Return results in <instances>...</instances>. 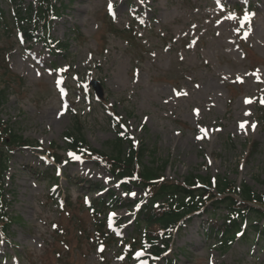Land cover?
<instances>
[{"label":"rangeland","instance_id":"374dc122","mask_svg":"<svg viewBox=\"0 0 264 264\" xmlns=\"http://www.w3.org/2000/svg\"><path fill=\"white\" fill-rule=\"evenodd\" d=\"M21 1L23 8L37 5ZM57 1L62 13L50 34L68 41L67 52L0 32L2 63L20 78L0 107L2 121L45 150L64 145L77 111L84 138L95 149L108 150L123 130L166 162V179L225 177L264 194V0ZM18 2L0 0V13L11 21ZM235 5L252 9L244 35ZM106 13L116 27L127 28L133 19L142 24L128 32L133 43L102 38ZM77 30L83 40L70 39ZM99 40L106 51L97 49ZM91 79L102 85L103 98L93 93ZM79 85L84 91L90 85L92 96L85 97ZM110 112L118 115V127ZM46 155L29 146L10 153L4 188L14 222L0 235V264H136L128 259L126 244L106 243L100 253L95 243L82 237L79 242L78 236L83 228L92 234L100 221H114L128 244L144 190L131 185L125 190L95 159L65 163L56 174ZM89 182L102 191H91ZM109 189L126 204L101 208L96 218L88 203L97 196L107 199ZM67 197L71 205L62 209ZM227 213L224 206L211 211L219 223ZM207 218V213L192 215L171 233L164 258L141 264H165L163 259L166 264H264L263 234L252 231L221 251L203 231ZM252 224L264 231V217ZM148 251L149 246L144 255Z\"/></svg>","mask_w":264,"mask_h":264},{"label":"trees","instance_id":"16d2710c","mask_svg":"<svg viewBox=\"0 0 264 264\" xmlns=\"http://www.w3.org/2000/svg\"><path fill=\"white\" fill-rule=\"evenodd\" d=\"M36 2V6L30 4L23 8L22 1L19 0L15 10L11 12V21L4 13H1L0 32L7 37L17 34L24 42L39 40L51 50L60 49L62 52H67L69 50L68 41H56L50 34L52 22L61 15L62 7L57 4V0H36ZM108 18L105 14L101 20L102 38L106 40L107 36H119L133 43V40L129 39L128 30L118 29ZM70 38L83 40L84 36L77 30ZM105 48L104 43L99 40L97 49L102 51ZM4 52L5 50L0 49V68L2 69L0 107L7 100L12 85L20 84L17 74L11 71L7 64L2 63L5 61ZM80 89L84 91L81 87ZM90 95L87 89L84 96L90 97ZM111 113L114 116L113 120L118 118V115ZM72 114L71 127L65 133L64 145L61 147L52 145L47 150L41 148L40 142L23 137L7 122L0 119L1 232H7L13 223V218L8 211L4 188L10 153L20 147L29 146L46 151L58 167H62L73 159H95L107 168L112 177L118 180L125 190L131 187L144 190L145 198L134 217L131 240L128 244L127 241L123 242L128 246L125 249L128 257L135 248L145 247L147 243L153 255H160L169 247L168 238L171 233L190 220L192 215L200 212L208 214V218L202 222L206 237L212 239L221 251H227L237 240L248 239L252 231H258L259 234L264 235V231L260 230L258 225L252 224L255 219L264 217L263 193L255 192L245 183L238 188L234 182L225 177L216 180L215 183L209 176L203 177L197 174H189L182 181L166 179L163 175L166 162L159 161L154 149L148 151V147L142 142L137 146L132 144L127 134L117 136L110 141L108 150L95 149L84 138V124L80 114L77 111ZM253 144L256 145L257 142L254 141ZM148 153H150V159H145ZM89 183L91 191L102 190L98 183ZM105 196L108 198L98 196L91 199L88 204L96 218L101 208L112 209L126 204L122 197L116 196L111 190H108ZM69 205L71 203L67 197L61 207L62 209L67 208ZM222 206L228 209V213L219 223L211 211ZM81 237L87 241L91 240L98 246H105L106 243L111 244L115 241L112 231L103 221L95 225L92 234L84 228L81 229L78 236L79 242L82 240ZM164 238L165 241H163Z\"/></svg>","mask_w":264,"mask_h":264},{"label":"water","instance_id":"95a60500","mask_svg":"<svg viewBox=\"0 0 264 264\" xmlns=\"http://www.w3.org/2000/svg\"><path fill=\"white\" fill-rule=\"evenodd\" d=\"M92 85L94 87V90L96 92V94L100 97H102V89H101V86L97 84L96 81H92Z\"/></svg>","mask_w":264,"mask_h":264}]
</instances>
